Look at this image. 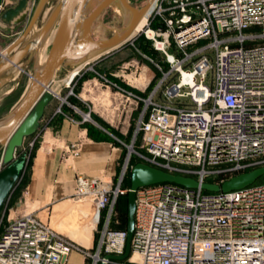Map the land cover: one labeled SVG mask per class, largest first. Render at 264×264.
<instances>
[{"label":"built area","instance_id":"built-area-1","mask_svg":"<svg viewBox=\"0 0 264 264\" xmlns=\"http://www.w3.org/2000/svg\"><path fill=\"white\" fill-rule=\"evenodd\" d=\"M8 5L4 0L0 13ZM138 34L164 58L144 56L158 78L150 77L143 90L128 89L97 73L122 97L124 111L137 114L134 143L140 137L141 150L130 148L120 181L133 168V155L219 186L264 167V0H154ZM202 41L207 44L195 48ZM208 50H215V63ZM175 100L185 101L172 105ZM76 193L95 203L103 224L101 263L264 264V183L227 193L174 183L139 188L131 257L138 252L140 262L105 259L126 249L127 230L110 227L116 201L126 193L121 184L79 175ZM72 248L35 214L17 217L0 231V264H68Z\"/></svg>","mask_w":264,"mask_h":264},{"label":"rangeland","instance_id":"rangeland-1","mask_svg":"<svg viewBox=\"0 0 264 264\" xmlns=\"http://www.w3.org/2000/svg\"><path fill=\"white\" fill-rule=\"evenodd\" d=\"M12 1L14 0H7V3L9 4L7 8L12 6ZM30 1L31 11L28 15V19L24 23L20 24L13 30L8 29L2 31L0 29V54L5 52L25 31L33 12L35 11L36 6L34 7V5L35 3H38L39 0ZM148 1L149 0H131V5L136 8H142ZM56 3L57 0H51L46 5V9L30 32L29 37L35 36V34L40 31L48 17L47 15L50 14ZM3 13H0V21ZM129 18L130 16L127 12H124L120 3L116 2L114 7L110 6L103 14L99 21L100 25L98 24V31L94 35L95 38L99 40L111 37L117 29L121 28L126 22H128ZM135 37H138V39L140 38L139 34ZM132 43H134L135 47ZM206 44V41H202L195 48H200ZM136 48L139 51H137ZM193 48L194 47H192V49ZM49 49L50 46L47 48V53H49ZM171 52L175 53V48H173ZM146 53L143 49L141 50L138 48L137 41L132 40L126 42L115 50L106 52L100 57L92 59L90 62L63 67L58 72L56 76L57 79L55 80V82L63 81L59 91L55 92L53 90L58 96V103L61 104V100H63V104L60 107L61 112L58 110L57 114L62 117L72 116L78 122L81 121V125L94 130L98 129V133L102 135V139L111 143L112 146L110 151L104 152V154H107V158L110 157L107 160L110 163L112 157H117V173L112 178L113 187H118L122 183L120 181L122 170L125 160L129 155L130 148L134 147L138 151L140 149V137L138 138L139 141H135L134 143L133 133L137 114L135 113L131 117L126 111H124L123 105H121L122 97L117 94L116 89L108 85V83L98 74L103 75L107 80L117 83L122 87L132 89L131 85H133L143 90L145 85H147V82L150 80V77L159 74L155 66L144 57L147 56ZM206 54L209 56L210 60L215 63V50H208ZM158 58L160 60L164 59L160 53L158 54ZM137 62L139 63V66ZM22 67L24 71H21L18 68H13L4 75L5 82L0 89V117L7 114L22 98L24 92L32 81L31 74L34 73L33 60L28 59L23 61ZM91 67H93L94 71L89 69ZM164 67L165 69L168 68L165 64ZM75 68L81 69L82 72L76 76L70 86H67L65 80ZM212 76L213 74L211 73L210 81ZM174 80L177 81L176 78H174ZM152 87L153 85H150L148 89L142 93L145 96H148ZM106 93H108V97ZM160 96L161 95H158L156 98L159 102L170 104ZM184 101L185 100H175L172 105H179L180 102ZM88 115L90 118L87 117ZM40 131L41 130L32 137L27 138L24 146L18 150V156L22 154L28 156V165L23 178L8 199L4 211L0 214V231L17 217L34 214L33 212L41 209L38 202H28L26 205L27 199L29 198L30 184L33 179L34 154L35 150L38 148L39 141H41V136L37 138L36 136L39 135ZM81 144L82 143L79 142L73 147L67 148L66 153L62 156L63 169L66 171L69 170L67 167L75 169L74 172L71 173L70 180L72 182V191L68 197L72 201L57 206L54 213L59 221L62 220L63 229L59 228L60 235H62L73 246L68 264H101L98 259L96 260V257H98L99 253V242L102 235L103 224L98 225L97 208L95 203L92 200L81 199L78 197L75 184L76 178L79 175L94 176V178L99 177L108 182H110L111 177L107 172L109 170L108 164V168L104 167L105 169H102V172L99 175L98 173L89 174L78 168L76 169L75 163L81 161L84 156V149ZM2 154L3 149L0 146V172L5 168V165L2 162ZM69 164H72V166ZM106 178H108V180H106ZM129 188L131 189V183L130 180H127L122 187L123 190H126V193L121 194L118 197L114 207V214L110 226L112 229L119 230V227L121 226L123 216L122 208L125 206V203L128 202ZM75 201L79 202L75 203ZM53 206L54 205L51 204L43 211V218L47 223L51 219ZM54 226L58 229V226H56L55 223L53 224V227ZM131 255L132 249L128 258H130ZM100 256L103 258L105 255L101 253Z\"/></svg>","mask_w":264,"mask_h":264},{"label":"water","instance_id":"water-1","mask_svg":"<svg viewBox=\"0 0 264 264\" xmlns=\"http://www.w3.org/2000/svg\"><path fill=\"white\" fill-rule=\"evenodd\" d=\"M18 1L14 8L6 10L1 17L4 25H20L28 19V0ZM51 0H39L25 31L3 53L0 54V89L3 75L18 68L24 71L23 61L33 60L31 83L22 98L4 116L0 117V146L3 149L2 162L5 168L0 172V214L4 211L11 194L21 181L28 165V156H18V150L25 140L40 130L46 108L56 98L51 85L57 72L65 66H72L88 58L96 51L110 52L130 40L140 19L149 11L154 0H149L142 8L132 6L128 0H57L39 33L29 37L30 32ZM120 2L130 16L121 28L104 40L96 39L94 33L105 11L114 3ZM4 0H0V7ZM56 30L50 45L47 60L39 65L41 48ZM77 75V74H76ZM88 117H90L88 115ZM264 176V167L233 177L222 186L200 183L194 178L175 175L162 169L139 163L131 171V189L128 193V226L125 253L121 256H105L107 260L124 261L131 254L134 234V213L136 191L142 187L161 183H174L186 188H199L208 192H231L254 185ZM105 264V263H101Z\"/></svg>","mask_w":264,"mask_h":264},{"label":"crops","instance_id":"crops-1","mask_svg":"<svg viewBox=\"0 0 264 264\" xmlns=\"http://www.w3.org/2000/svg\"><path fill=\"white\" fill-rule=\"evenodd\" d=\"M12 2V6L6 10L16 7L19 3L18 1ZM18 26L19 25L16 24L6 26L0 21V29L2 31L8 29L13 30ZM25 60H28V58ZM8 72L9 71L5 74ZM53 84L54 83H52V85ZM106 95L108 97V93H106ZM58 101L59 99L56 96L46 108L44 118L40 125L41 131L39 135L36 136V138L41 136V141H39L38 148L35 150L34 154L33 179L30 184L29 198L27 199L26 205L28 202H38L41 209L33 213L41 220L45 221L43 218V211L46 207L53 204L51 219L48 223L60 234L59 228L63 229L62 220L59 221V219L56 218L54 211L57 206L72 201L68 197L72 191V182L70 180L71 173L75 170L72 169V167H67L69 170L66 171L62 167V156L66 153L67 148H71L81 142L82 148L84 149V156L81 161L75 163L76 169L78 168L89 174L98 173L99 175L102 169H105L104 167H107L108 164L109 168H107L109 170L107 172L111 177L110 182H112V178L117 173V157L111 158L110 161L112 164L107 161L110 157L107 158V154H104V152H109L112 145L110 142L102 139V135L98 133V129L94 130L83 126L80 124L81 121L78 122L77 120V123H73L67 119L66 116L62 117L58 115L57 111L62 106L63 100H61V104H59ZM69 165L72 166V164ZM86 177L93 178L94 176ZM106 180H108V178H106ZM76 202L79 201H75V203ZM54 223L58 226V229L55 226L53 227Z\"/></svg>","mask_w":264,"mask_h":264},{"label":"bare ground","instance_id":"bare-ground-1","mask_svg":"<svg viewBox=\"0 0 264 264\" xmlns=\"http://www.w3.org/2000/svg\"><path fill=\"white\" fill-rule=\"evenodd\" d=\"M120 3V2H119ZM153 3H154V1H153ZM115 4V3H114ZM114 4L112 5L113 7H114ZM120 5H121V8L124 10V12H126V10H125V8H124V6L120 3ZM46 9V8H45ZM44 9V10H45ZM151 9V8H150ZM150 9H149V11H150ZM149 11L140 19V21L138 22V24H137V26H136V29L134 30V33L132 34V36H131V38H134L136 35H138V33H140L143 29H144V27H145V25H146V23H147V19H148V14H149ZM44 12V11H43ZM48 16V15H47ZM44 19V18H43ZM98 24H99V22H98ZM98 24H97V27H96V30H95V33L98 31ZM40 25V24H39ZM100 25V24H99ZM39 31V30H38ZM55 32H56V30H53L52 31V33L50 34V36L47 38V40H46V42L44 43V45H43V47L41 48V50H40V52H39V56H38V63H39V65H44L45 64V62H46V60H47V56H48V53L46 52L47 51V48L51 45V43H52V41H53V39H54V36H55ZM39 33V32H38ZM37 33V34H38ZM95 33H94V35H95ZM37 34H35V35H37ZM95 37V36H94ZM107 39V38H106ZM101 40H104V39H101ZM104 53H106V52H102V51H96V52H93L92 54H90V56H88V58H86L85 60H83L82 62H80V63H77V64H73L74 66L75 65H80V64H82V63H85V62H90L92 59H95V58H97V57H100L102 54H104ZM72 65V66H73ZM63 68V67H62ZM62 68H60V69H62ZM60 69H59V71H60ZM58 71V72H59ZM79 71V68L77 69V68H75L71 73H70V75L68 76V78L65 80V84L67 85V86H70L71 84H72V82H73V80L75 79V77H76V74H77V72ZM57 72V73H58ZM57 76V75H56ZM16 78V77H15ZM2 82H3V84H4V82H5V80H4V76L2 77ZM54 84L53 85H51V87L53 88V90L54 91H59L60 90V87H61V84L63 83V81H61V82H53ZM29 85V84H28ZM58 97V96H57ZM88 117V116H87ZM83 213V212H82ZM96 213V212H95ZM88 214V213H87ZM96 215V214H95ZM89 216H90V214H89ZM93 217H95V216H93ZM90 218V217H89ZM96 219V218H95ZM132 259H133V261H135V262H140L141 261V255L138 253V252H136L132 257H131ZM98 259V257H96V260Z\"/></svg>","mask_w":264,"mask_h":264},{"label":"trees","instance_id":"trees-1","mask_svg":"<svg viewBox=\"0 0 264 264\" xmlns=\"http://www.w3.org/2000/svg\"><path fill=\"white\" fill-rule=\"evenodd\" d=\"M138 42V48L143 49L146 53V55L150 58L159 60L158 58V52L152 47L151 43L145 39V37H140L139 39L136 40ZM160 74H158L156 77H159ZM153 85V84H152ZM141 161L138 160L135 156H132L130 164L131 166H136L139 164ZM131 171L132 168H129L122 183H121V188L123 187V184L127 181L130 180L131 183ZM211 181V180H210ZM264 183V177L260 178L255 184H262ZM130 189V188H129ZM118 204V202H117ZM123 216H122V223L121 226L119 227V230H127L128 226V202L125 203V206L122 208Z\"/></svg>","mask_w":264,"mask_h":264},{"label":"flooded vegetation","instance_id":"flooded-vegetation-1","mask_svg":"<svg viewBox=\"0 0 264 264\" xmlns=\"http://www.w3.org/2000/svg\"><path fill=\"white\" fill-rule=\"evenodd\" d=\"M129 1V3L131 4V0H128ZM112 6V5H111Z\"/></svg>","mask_w":264,"mask_h":264}]
</instances>
